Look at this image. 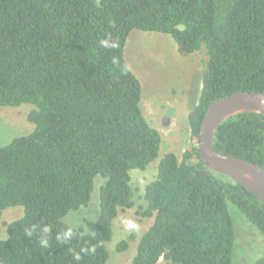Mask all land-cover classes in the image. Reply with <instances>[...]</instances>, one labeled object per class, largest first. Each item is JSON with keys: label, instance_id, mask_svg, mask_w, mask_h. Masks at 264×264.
<instances>
[{"label": "trees", "instance_id": "16d2710c", "mask_svg": "<svg viewBox=\"0 0 264 264\" xmlns=\"http://www.w3.org/2000/svg\"><path fill=\"white\" fill-rule=\"evenodd\" d=\"M133 30L171 36L182 57L205 45L208 62L188 116L195 143L181 160L166 153L146 186L140 215L154 221L131 264H238L243 233L258 238L263 255L253 264H264V204L209 169L199 152L212 102L239 91L264 93V0H0V108L32 105L35 126L0 146V216L24 208L21 218L4 223L0 264L110 260L114 221L135 205L130 173L146 170L162 145L125 59ZM214 148L264 169V115L230 117ZM98 176L107 180L100 216L95 233L86 234L64 218L90 204ZM44 227L47 248L40 245ZM69 228L73 237L57 241ZM133 240H122L118 252Z\"/></svg>", "mask_w": 264, "mask_h": 264}, {"label": "rangeland", "instance_id": "374dc122", "mask_svg": "<svg viewBox=\"0 0 264 264\" xmlns=\"http://www.w3.org/2000/svg\"><path fill=\"white\" fill-rule=\"evenodd\" d=\"M125 59L129 69L142 84L141 107L150 125L158 130L162 145L157 160L146 170H133L132 188L135 205L120 212L114 221V235L107 247L110 260L107 264H131L142 235L152 226L154 218L140 215L146 207V186L156 179L158 165L166 153H175L179 159L195 142L191 138L188 116L198 104L202 89L203 73L208 62L205 45L188 57H182L176 42L167 34L133 30L125 47ZM33 106L0 108V146L13 139L33 132L35 126L28 116ZM107 180L96 177L90 204L79 211L70 212L64 222L86 234H94L100 216V189ZM24 215V208L13 207L0 216V239L7 238L4 223H10ZM238 231H239V225ZM135 236L128 250L118 252L122 240ZM254 235L243 233L237 238L238 264H253L262 254V245ZM242 262V263H241ZM159 264H168L161 260Z\"/></svg>", "mask_w": 264, "mask_h": 264}, {"label": "water", "instance_id": "95a60500", "mask_svg": "<svg viewBox=\"0 0 264 264\" xmlns=\"http://www.w3.org/2000/svg\"><path fill=\"white\" fill-rule=\"evenodd\" d=\"M241 113L264 115V93L239 91L212 102L200 128V160L212 171L241 184L264 204V169L251 162L219 153L214 148L218 128Z\"/></svg>", "mask_w": 264, "mask_h": 264}, {"label": "clouds", "instance_id": "9594fccd", "mask_svg": "<svg viewBox=\"0 0 264 264\" xmlns=\"http://www.w3.org/2000/svg\"><path fill=\"white\" fill-rule=\"evenodd\" d=\"M101 43L104 44L106 47H115L114 44H109L107 41H102ZM49 231H50V229L48 227H44L42 229L43 236L40 239V245L42 247L47 248L49 246V240L47 238V234L49 233ZM26 234L29 235V236H31L32 235V231H29ZM73 234H74L73 233V230L71 228H69V229L65 230L64 232L59 233L56 236V239L59 242L66 243V242H68L73 237ZM94 250L95 249H92V251H94ZM79 258H80L79 256L76 257L77 260Z\"/></svg>", "mask_w": 264, "mask_h": 264}]
</instances>
